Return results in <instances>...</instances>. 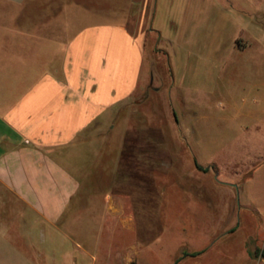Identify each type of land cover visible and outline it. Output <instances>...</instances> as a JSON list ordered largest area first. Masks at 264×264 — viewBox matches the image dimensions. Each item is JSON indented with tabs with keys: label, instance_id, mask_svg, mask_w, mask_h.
Here are the masks:
<instances>
[{
	"label": "crops",
	"instance_id": "crops-1",
	"mask_svg": "<svg viewBox=\"0 0 264 264\" xmlns=\"http://www.w3.org/2000/svg\"><path fill=\"white\" fill-rule=\"evenodd\" d=\"M156 3L0 0V264H116L117 247L103 251L85 238L80 243L74 238L81 227L90 232L98 223L103 224V234L116 227L118 245H129L119 264H143V250L154 243L139 238V219L157 218L163 226L161 237L170 222L187 229L192 218L197 219L190 213L168 216L164 211L173 203L197 204L198 197L182 190L184 185L176 186L182 195L166 193L161 208L159 197L147 194L146 189L159 185L175 186L170 183L175 171L185 178L198 177L194 187L206 189L213 200L224 192L225 219L241 214L235 192L215 184L214 170L218 176L225 170L216 159L200 162L188 144L179 153L172 147L163 150L178 157L177 165L173 162L169 169L164 163V175H159L160 150L153 141L157 133L165 134L160 131L164 121L154 107L160 90L152 84L155 72L147 49ZM263 103L264 95L254 96L252 102L243 99L238 113L253 121ZM171 112L168 123L177 133L173 140L184 141L180 122ZM118 129L124 139L116 148L112 140ZM115 151L116 164L109 166ZM92 156L95 161L89 160ZM196 162L207 171L199 170ZM250 166L234 171L228 186L236 189L254 180L262 167ZM252 170L253 176L244 181V174ZM84 187L95 190L84 192ZM102 187L117 191L104 194ZM131 188L135 195L128 194ZM96 194L104 196V213L96 219L88 213L85 218L78 210L88 207ZM205 200L199 213L209 208ZM130 202L135 204L132 211ZM37 229L42 235L47 230L63 236L68 232L72 244L62 254L50 255L43 254L46 247L24 245L22 239L37 234ZM238 229L232 225L227 235L238 234ZM221 234L219 230L213 239Z\"/></svg>",
	"mask_w": 264,
	"mask_h": 264
},
{
	"label": "rangeland",
	"instance_id": "rangeland-1",
	"mask_svg": "<svg viewBox=\"0 0 264 264\" xmlns=\"http://www.w3.org/2000/svg\"><path fill=\"white\" fill-rule=\"evenodd\" d=\"M263 4L264 0H157L147 49L155 72L152 84L160 90L154 107L164 121L160 131L165 134L157 133V139L153 141L160 150L159 175H164V163L170 165L169 169L173 162L177 165L178 157L171 150L167 153L163 150L172 147L175 153H179L180 147L185 148L188 144L200 162L207 164L216 159L220 168L225 170L219 176L214 170L215 184L220 183L224 189L235 192L241 214L225 219L226 198L221 197H225L224 192L213 200L206 195V189L194 187L199 183L198 177L185 178L175 171L176 178L170 182L175 186L159 185L158 188L146 189L147 194L158 196L161 208L162 197L168 192L172 196L182 195L181 188L176 186L184 185L186 187L183 186L182 190L193 194V198L198 197L197 204L192 202L180 206L173 203L165 205L164 211H169L168 216L190 213L197 219L192 218V227L187 229L176 225L179 222H170L168 232L162 237L163 226L157 218L139 219L136 227L139 238L143 242L154 243L153 248L143 250V264H264V103L259 106L253 121L238 113L243 99L252 102L254 96L263 98L264 95ZM171 110L180 122L184 141L173 140L176 131L168 123L173 116ZM122 138L124 133L120 134L118 129L112 140L114 147L121 145ZM116 155L115 151L109 166H115ZM92 158L96 160L94 156L89 160ZM252 163L262 167L255 179L236 189L230 188L229 178L234 171L244 170L243 166L249 167ZM78 174L82 176L83 172L78 170ZM253 174V170L245 173L242 179H250ZM82 182L86 184L84 180ZM108 182L105 181L106 185ZM103 189L99 191L104 194L110 190L117 191V188ZM218 189L216 186L215 190ZM87 190L92 193L95 189L83 188L84 192ZM135 190L128 189V194L135 195ZM205 197L209 208L199 213L198 208L206 201ZM91 198L88 207L78 212H82L85 218V214L91 213L96 219L104 213V196L96 194ZM79 204L76 201V205ZM134 206V202L128 203L130 211ZM158 214L159 217L163 215ZM148 225L154 227L153 231L150 232ZM232 225L238 226V234L228 236L226 231ZM102 226L101 223L91 225L90 232L81 227L80 235L73 236L78 243L82 237L92 247L98 248L99 245L103 251L117 247L115 258L119 264L129 245H118L116 227L103 234ZM219 230L223 234L213 239ZM36 232L25 236L21 242L46 247L43 254L50 255L54 251L62 254L61 250L66 251L72 244L73 238L68 232H64V236L51 230H47L45 235L39 233V229ZM179 244H183L185 249H179ZM165 245L167 247L163 249ZM8 252V258L12 257L14 253Z\"/></svg>",
	"mask_w": 264,
	"mask_h": 264
},
{
	"label": "trees",
	"instance_id": "trees-1",
	"mask_svg": "<svg viewBox=\"0 0 264 264\" xmlns=\"http://www.w3.org/2000/svg\"><path fill=\"white\" fill-rule=\"evenodd\" d=\"M196 166L201 171H207V169H205L204 167H202L201 165H199L198 162H196Z\"/></svg>",
	"mask_w": 264,
	"mask_h": 264
}]
</instances>
